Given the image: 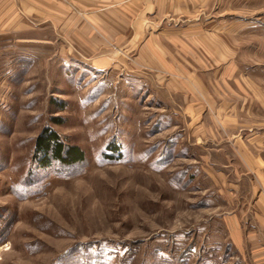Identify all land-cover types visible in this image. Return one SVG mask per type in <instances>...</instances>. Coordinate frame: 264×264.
Returning <instances> with one entry per match:
<instances>
[{
    "label": "rangeland",
    "instance_id": "obj_1",
    "mask_svg": "<svg viewBox=\"0 0 264 264\" xmlns=\"http://www.w3.org/2000/svg\"><path fill=\"white\" fill-rule=\"evenodd\" d=\"M221 3V23L238 20L228 48L264 75V0ZM18 43L0 37V264H246L214 222L223 203L149 73L123 79L64 44ZM46 130L84 161L41 167Z\"/></svg>",
    "mask_w": 264,
    "mask_h": 264
},
{
    "label": "crops",
    "instance_id": "obj_2",
    "mask_svg": "<svg viewBox=\"0 0 264 264\" xmlns=\"http://www.w3.org/2000/svg\"><path fill=\"white\" fill-rule=\"evenodd\" d=\"M221 1L0 0V37L46 46L48 29L53 47L64 44L95 70L149 73L148 87L184 121L185 154L196 150L199 175L223 203L214 222L246 264H264V124L243 119L264 116V75L228 48L238 20L221 23Z\"/></svg>",
    "mask_w": 264,
    "mask_h": 264
},
{
    "label": "trees",
    "instance_id": "obj_3",
    "mask_svg": "<svg viewBox=\"0 0 264 264\" xmlns=\"http://www.w3.org/2000/svg\"><path fill=\"white\" fill-rule=\"evenodd\" d=\"M35 153L40 156L41 167L48 166L52 161L67 167L84 161V154L78 147H66L56 133L47 130L37 137Z\"/></svg>",
    "mask_w": 264,
    "mask_h": 264
}]
</instances>
